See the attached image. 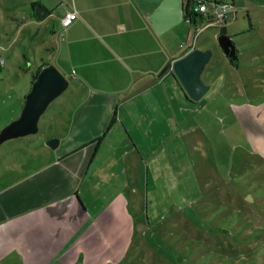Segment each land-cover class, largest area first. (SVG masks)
Returning a JSON list of instances; mask_svg holds the SVG:
<instances>
[{
  "label": "rangeland",
  "instance_id": "obj_1",
  "mask_svg": "<svg viewBox=\"0 0 264 264\" xmlns=\"http://www.w3.org/2000/svg\"><path fill=\"white\" fill-rule=\"evenodd\" d=\"M24 1L0 0V55L5 60L0 70V133L21 116V97L43 64L55 65L68 78L64 68L68 73L73 69L69 57H58L59 20L46 26L27 20L29 15L20 9L16 21L7 23L4 8ZM248 21L247 14L241 15L233 27L227 25V35L248 32ZM258 22V29L236 38L237 68L224 53L218 30L199 31L201 46L213 51L203 73L211 89L200 101L188 99L179 87L171 104L154 90L139 98L144 104L141 115L148 120H134L136 141L128 134L131 121L125 107L127 125H116L122 142L105 143L96 158L93 147L88 156L76 155V169L86 179L76 197L88 211L76 218L75 231L65 237L75 234L72 249L67 244L64 248L71 256L59 254L51 261L53 248L32 245L26 264H264V11ZM88 92L72 79L42 115L38 133L0 145V165L21 172L37 166L29 156L50 154L49 137L64 132L60 124H68L69 108ZM35 211L39 208H32V218ZM223 234L233 244L231 252L220 251L221 244L213 240ZM201 240L218 251L193 263V243ZM38 241L46 246L50 238L43 234Z\"/></svg>",
  "mask_w": 264,
  "mask_h": 264
},
{
  "label": "crops",
  "instance_id": "obj_2",
  "mask_svg": "<svg viewBox=\"0 0 264 264\" xmlns=\"http://www.w3.org/2000/svg\"><path fill=\"white\" fill-rule=\"evenodd\" d=\"M233 3L235 12L223 26L226 34L227 25L233 27L243 14H247L250 24L248 32L229 35L236 44V38L260 27L257 24L260 25L264 0H233ZM185 4L186 0H25L4 8L9 15L7 23L16 21L20 9L29 15L27 20L44 21L46 26L59 20L62 40L58 57L70 58L72 71L68 73L64 68L70 81L78 80L89 92L69 108L68 124H60L65 126L64 132L49 137L60 139L57 149L50 148L48 156H29V161L37 166L26 172L6 164L1 169L0 264H26L27 248L32 245L45 250L53 248L51 261L59 254L61 258L71 256L64 248L67 244L68 250L72 249L74 244L70 241L75 234L65 237L75 231L76 218L88 211L86 204L76 197L78 188L86 183L80 177L81 170L76 169V155L86 152L88 156V148L93 147L91 155L96 158L105 143L122 142V133L116 125H127L122 115L125 107L131 121L128 134L136 141L134 120L142 122L144 116L141 115L144 104L139 98L159 89L172 104L180 87L174 62L193 49H208L201 46L199 33L185 19ZM40 6L48 10L44 20L36 17ZM72 11L78 18L72 26L64 28L62 18ZM137 153L143 159L142 153ZM41 200L43 204L39 205ZM31 206L39 208L34 218ZM49 216L52 218L48 219ZM34 230L39 233L32 235ZM43 234L50 238L46 246L38 241ZM32 237H36V242H32Z\"/></svg>",
  "mask_w": 264,
  "mask_h": 264
},
{
  "label": "water",
  "instance_id": "obj_3",
  "mask_svg": "<svg viewBox=\"0 0 264 264\" xmlns=\"http://www.w3.org/2000/svg\"><path fill=\"white\" fill-rule=\"evenodd\" d=\"M47 16L48 10L40 6L36 11L37 19L44 20ZM219 42L224 53L231 60L238 59V48L231 36L221 35ZM212 56L211 49L197 48L173 64L177 78L193 101H200L211 89V86L203 80V73ZM70 84V79L58 67L53 64L44 66L27 95L21 116L1 131L0 145L12 139L38 133L42 115L50 104L69 88ZM59 144V138H51L46 142L51 149H57Z\"/></svg>",
  "mask_w": 264,
  "mask_h": 264
},
{
  "label": "trees",
  "instance_id": "obj_4",
  "mask_svg": "<svg viewBox=\"0 0 264 264\" xmlns=\"http://www.w3.org/2000/svg\"><path fill=\"white\" fill-rule=\"evenodd\" d=\"M197 1L198 0H186V4H185V8H184L185 9L184 10V15H185V19L189 22V24L191 25V27L197 33H199V31H202L203 29H208V28H211V27L205 28L206 27V24L204 22V16L195 11V6H196V2ZM213 28H215V27H213ZM224 28H222V29L217 28V29H219V36L226 34V31H225ZM227 58L229 59V61L231 63V66L236 67V68L238 67L239 56H238V59L237 60H231L229 56H227ZM46 65H44V66H46ZM3 66H4V60H3L2 57H0V70L3 68ZM41 70H42V68H39L37 70V72L35 73V75L31 79V85H30V88H29L28 92L24 96L21 97L23 99L21 101V104L23 105V108L20 109V112L23 111L24 106H25V103H26L27 95L29 94V92H30V90H31L34 82L37 80V77H38L39 73L41 72ZM176 79H177V81H178V83H179L182 91H184V93L186 94V96L188 98V94L185 91V89L183 88V86H182L181 82L179 81V79L177 78V76H176ZM116 114H117V111L114 112V115H116ZM113 120L114 119H112V121H111L112 123H113ZM0 166H1V169H3L4 167H6L4 163L1 164ZM220 237L221 236H216V238L213 239L215 242L221 244L218 247V249L220 251H222V252H226V251L231 252L234 247H233L232 242H229L228 240H225V239H227L226 238L227 237V234H223L222 237L221 238ZM213 240H212V242H213ZM224 240H225V242H224ZM210 244L211 243L208 242V247L206 248V244H204V240L199 241V243L194 242L193 243V251H197V262H195L194 260H191V261L193 263H198V260L200 258H201V260H206V259H204L206 256H208L209 254L210 255L215 254L216 252H213V250H216V249H214L213 247H211ZM216 251H218V250H216ZM178 263L179 264H185L183 260H181V261L179 260Z\"/></svg>",
  "mask_w": 264,
  "mask_h": 264
},
{
  "label": "built area",
  "instance_id": "obj_5",
  "mask_svg": "<svg viewBox=\"0 0 264 264\" xmlns=\"http://www.w3.org/2000/svg\"><path fill=\"white\" fill-rule=\"evenodd\" d=\"M195 11L204 16L206 27L222 29L231 14L235 12L233 0H198ZM75 11L67 12L62 18V26L68 28L77 20Z\"/></svg>",
  "mask_w": 264,
  "mask_h": 264
},
{
  "label": "flooded vegetation",
  "instance_id": "obj_6",
  "mask_svg": "<svg viewBox=\"0 0 264 264\" xmlns=\"http://www.w3.org/2000/svg\"><path fill=\"white\" fill-rule=\"evenodd\" d=\"M43 67H44V66H43ZM43 67H42V68H43Z\"/></svg>",
  "mask_w": 264,
  "mask_h": 264
}]
</instances>
